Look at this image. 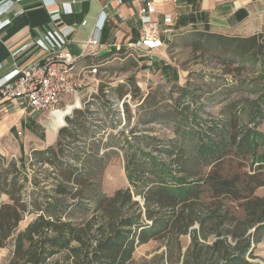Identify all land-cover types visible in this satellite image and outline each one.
I'll return each instance as SVG.
<instances>
[{
	"label": "rangeland",
	"instance_id": "1",
	"mask_svg": "<svg viewBox=\"0 0 264 264\" xmlns=\"http://www.w3.org/2000/svg\"><path fill=\"white\" fill-rule=\"evenodd\" d=\"M194 32L176 35L166 41L160 52L142 55L138 57L139 61L126 57L123 52H107L103 58L90 56L97 66L84 69L83 90L59 105L63 108L59 114L65 113V118H60L57 124H66V115L73 117L79 109L91 118V128L87 130L76 125V137L64 138L66 152L60 157L75 166L73 173L77 181L68 185L72 192L63 196L70 205L71 194L76 195L74 205L68 210L75 222L91 215L99 199L105 195L103 191L111 193L115 187L127 183L125 166L128 157H132L130 151L135 152L134 158L140 162L138 172H144L145 179L171 181L161 164L173 162L174 154L180 148L187 157L183 158L184 165L192 179L203 178L210 167L206 164L209 146L199 151L201 140L210 142V137L219 141L228 136L233 119L236 120L233 129L236 132L248 125L264 133V115L256 110L257 105L264 110V78L255 77L251 66H239ZM194 42L203 45L194 50ZM152 58L154 62L148 63ZM152 109L156 112L151 113ZM96 113H105L101 114V123L95 122L98 120ZM155 115L159 118L153 120ZM52 118L49 112L37 114V121L34 120L37 132L32 131L31 139H26L21 129L23 134L17 132V139L7 137L6 149L0 148V176L9 168L10 159L16 161L19 171H9L8 180L15 177L18 185L23 184L20 194L28 202L32 196L42 199L43 187L54 193L57 173L54 163L40 162L41 157L35 160L32 158L34 149L31 150L46 143L47 132L57 133ZM225 150L228 151L227 159L231 160L224 162L223 170L231 174L241 170L251 172L256 166L250 155L242 158L233 154V147ZM239 162L242 167L236 166ZM172 170L181 174L176 163L172 164ZM24 176L27 179L24 180ZM136 187L142 188L141 181ZM256 192L262 195L264 187ZM5 200L8 196L1 194L0 202ZM132 201L141 206L144 203L141 194H132ZM227 203L237 211L236 203ZM26 216L31 217L24 214L5 246L0 248V264H7L12 253V238L23 228ZM179 239L182 245L179 252L171 243L168 245V236L138 244L132 261L134 264H158L161 261L181 264L167 261V258L174 260L179 253L182 257L186 252L190 237L182 235ZM254 257L250 260L264 264V237Z\"/></svg>",
	"mask_w": 264,
	"mask_h": 264
},
{
	"label": "trees",
	"instance_id": "2",
	"mask_svg": "<svg viewBox=\"0 0 264 264\" xmlns=\"http://www.w3.org/2000/svg\"><path fill=\"white\" fill-rule=\"evenodd\" d=\"M194 33L206 38L208 44L219 48L239 66H251L255 77L264 78V31L249 36L207 31ZM202 45L194 42L193 49ZM256 110L264 115L261 105H257ZM155 112L152 109L151 113ZM77 113L73 117L66 115V124L58 129L54 144L32 152L35 160L41 157L40 162L54 163L57 170L54 193L43 187L42 199L32 196L28 202L23 198L20 194L23 184L18 185L15 177L8 180L7 173L18 170L12 159L8 161L9 168L0 176V195L5 193L8 196V200L0 202V248L5 246L24 214L34 215L32 221L13 236L12 253L7 264H134L132 255L138 244L168 236V245L171 243L179 252L182 235L190 237L189 246L182 257L179 253L174 260L167 258L169 263L258 264L250 258H255L254 252L264 237V193L256 192L264 187L262 131L247 125L236 132L233 130L236 120L233 119L228 136L219 141L210 137V142L201 140L199 151L209 146L206 164L210 167L203 178L192 179L184 165L183 158L187 157L180 148L175 152L173 162L161 164L171 181L145 179L144 172H138L140 162L135 160V152L130 151L132 157H128L125 166L129 186L117 189L111 195H103L91 215L78 223L68 213L76 195L71 194L70 205L63 197L72 192L68 185L77 181L73 173L75 166L60 160L66 152L63 140L76 137V125L87 130L91 128L90 115L80 109ZM158 118L156 115L152 117L153 120ZM226 147H233V154L237 157L250 155L256 166L251 172L240 169L231 174L223 170L224 162L231 160L227 159ZM173 163L181 174L172 170ZM236 166L242 167V164L239 162ZM23 178L27 179L26 176ZM138 181H141V189L136 187ZM132 194L143 196V206L132 201ZM227 201L236 203V212Z\"/></svg>",
	"mask_w": 264,
	"mask_h": 264
},
{
	"label": "crops",
	"instance_id": "3",
	"mask_svg": "<svg viewBox=\"0 0 264 264\" xmlns=\"http://www.w3.org/2000/svg\"><path fill=\"white\" fill-rule=\"evenodd\" d=\"M155 2L156 12L151 14L150 18L156 28H159V33L156 34L162 36L165 42L172 40L178 34L190 31H207L230 36H249L264 31V0H176L175 2L155 0ZM19 8H22L23 13L14 14ZM102 8L107 12L108 18L99 32V56L111 51H120L125 53L126 57H134L139 61L138 57L143 53L134 46V43L144 35V25L141 22L142 14L145 12L143 0H129L122 3H117L115 0H13L10 8L0 12V21L9 20L0 27V81L15 67H24L39 59L43 55V50L34 42L51 30L71 28L67 35L68 49L73 56L80 55L83 42L93 33H97L96 26L101 21ZM168 14L172 17L174 30L169 35L170 38L160 31L166 27L163 17ZM53 15H57V19L53 20ZM83 21L85 24H82ZM162 48L151 53L160 52ZM153 62L152 58L148 63ZM77 66L78 69H84L95 67L97 64L88 56L80 58ZM62 111L61 107L50 113L56 126L55 131L65 125L62 122L56 123L60 118L64 120L65 113L59 114ZM105 113H96L98 118L96 122L101 123V114ZM34 120L37 121V114L29 111L17 100L0 101V148L6 149L5 139L15 137L17 130L22 129L24 137L31 139L32 133L34 134L32 131L37 132ZM58 132V130L57 133L47 132L49 137L46 143L36 145L37 147H32L31 150L54 144ZM17 147L20 148L19 143ZM126 182L124 186L115 187L111 193L103 192L107 196L117 189L129 186L127 176ZM30 216L25 217L26 222L23 227L34 218L32 213ZM259 245L260 242L257 246Z\"/></svg>",
	"mask_w": 264,
	"mask_h": 264
},
{
	"label": "built area",
	"instance_id": "4",
	"mask_svg": "<svg viewBox=\"0 0 264 264\" xmlns=\"http://www.w3.org/2000/svg\"><path fill=\"white\" fill-rule=\"evenodd\" d=\"M115 1L122 3L129 0ZM143 2L145 12L142 14L141 22L144 25V35L134 43V46L140 49L143 55H147V53L164 47L166 42L162 36L156 34L159 33V28H156L157 26L150 18L151 14L156 12L155 0H143ZM12 5L13 0L0 1V12ZM21 13H23L22 8L14 12V14ZM107 18L108 14L102 8L101 21L96 26L97 33H93L83 42L81 53L78 56H73L68 49L67 35L72 30L71 28L51 30L36 39L34 43L43 50V55L24 67H15L7 77L0 81V101L17 100L34 114L53 113L64 99L81 92L84 87L85 68L78 69L77 61L82 57H98L99 32ZM52 19H57V15H53ZM8 22L9 20L0 21V27ZM163 22L166 27L160 31L170 38L169 35L174 31L172 17L169 14L165 15ZM82 24H85V21ZM17 132L22 133L20 130Z\"/></svg>",
	"mask_w": 264,
	"mask_h": 264
},
{
	"label": "water",
	"instance_id": "5",
	"mask_svg": "<svg viewBox=\"0 0 264 264\" xmlns=\"http://www.w3.org/2000/svg\"><path fill=\"white\" fill-rule=\"evenodd\" d=\"M63 124H65V123H63ZM58 129H59V128H58ZM58 129H57V130H58Z\"/></svg>",
	"mask_w": 264,
	"mask_h": 264
}]
</instances>
